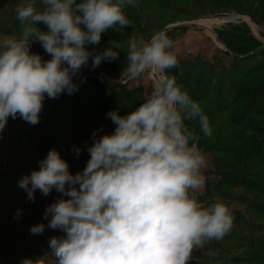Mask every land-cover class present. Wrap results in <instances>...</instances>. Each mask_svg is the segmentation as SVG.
I'll list each match as a JSON object with an SVG mask.
<instances>
[{"label":"clouds","instance_id":"1","mask_svg":"<svg viewBox=\"0 0 264 264\" xmlns=\"http://www.w3.org/2000/svg\"><path fill=\"white\" fill-rule=\"evenodd\" d=\"M136 3L39 0L38 7V0H26L18 5L20 35L0 39V133L9 117L38 125L45 98L78 92L90 60L93 69L117 60L119 51L112 47L89 46L100 45L102 34L117 26L131 25L124 9ZM33 43L51 58L32 53ZM172 47L164 31L147 41L136 36L128 41L121 74L129 80L152 74V91L126 115L117 109L107 113L116 127L99 137L102 129L93 132L82 172L71 174L68 162L51 149L39 170L18 182L32 202L37 190L62 194L44 212L48 227L64 234L49 240L54 264H189L195 249L232 231L231 206L220 199L204 205L193 195L205 185L207 160L186 121L197 122L205 137H211L212 127L200 102L168 74L179 67ZM74 150L79 155L81 150ZM44 230L43 223L30 228L33 235ZM21 264H43V259L24 258Z\"/></svg>","mask_w":264,"mask_h":264},{"label":"trees","instance_id":"2","mask_svg":"<svg viewBox=\"0 0 264 264\" xmlns=\"http://www.w3.org/2000/svg\"><path fill=\"white\" fill-rule=\"evenodd\" d=\"M3 2L4 0H0V6H7ZM16 2L19 3L18 5L22 4L20 0H12V4L9 6H14L8 7L14 11V14H16L15 9L18 6ZM186 10H194L198 14H202L195 16L196 19L215 14L225 17H249L250 20L247 18L245 20L254 30L258 29L259 34L264 38V0H137L136 6H126L124 11L131 23L129 27L132 30L127 31L117 26L115 30H109L102 34L101 43L98 45L105 48L109 46L122 47L121 50L116 49L119 51L117 60L102 62L98 66L101 72L85 76L86 82L80 85L79 91L75 94H61L58 99L46 97L38 125H30L19 117L16 119L9 117V121L13 125L20 124L27 129V132H24L22 136L9 132L6 147L7 156L4 161H0L1 231L11 226L7 223L25 225L14 217L18 210H21L22 214L28 215V206L30 207L35 201L49 199L54 203L62 196L55 190L48 196H44L37 190L35 192L37 194H34L35 201H29L23 192L17 191L21 190L20 187L15 184L13 187L9 181L12 171L13 174L18 175L17 167L12 159L21 158L24 160L27 158L26 160L32 162L31 170H39V161L45 159L51 149H56L61 158L68 162L71 174L82 172L90 159L87 147L93 144V132L102 129L97 133L99 137L113 133L116 127L107 117V113L117 109L120 115H126L140 106L148 97L142 86L130 87L127 83L112 82L100 73H105L107 76L121 74L127 66V47L132 36L140 34L136 37H143L147 41L154 35L149 33L152 31V20L161 19V12L178 15L184 14ZM14 14L12 17L18 22ZM227 21L229 20L209 19L198 24L205 26L206 29H212ZM167 26L165 25L163 28ZM184 30L185 26L175 27L166 34L170 35L177 31L184 32ZM214 34L217 40L230 51V54L224 52L230 58L227 66L220 64V60L216 58L210 62L196 56L191 60H179V67L168 73L176 77L177 82L183 85L194 100L200 102L212 127L211 137H205L200 132L197 122L186 121L187 126L194 129L199 136L198 148L211 154L212 179L211 182L206 181V187L203 194L199 195V199H209L211 202L220 199L235 203L242 205L248 212L253 211L264 217V207L263 210H259V204L256 206L254 200L249 199L247 195L248 190L254 194H261L264 191L263 189L261 191L262 187L258 186V183H264V178L256 173L259 167L264 168V139L260 138L261 141L252 140L245 133L246 130H255L261 137H264V106L260 108V105L264 104V46L252 34L250 28L240 21L225 24L220 29L214 30ZM211 36L213 35L211 34ZM112 48L114 49V47ZM75 82L80 83V80ZM253 116H258L261 124L251 129ZM23 142L29 143L31 149H27ZM74 149L81 150L79 155ZM74 155L78 156L74 159V162L78 159L75 163L77 166L73 165L74 163L71 164ZM253 160L257 162V165ZM250 180H255L257 183L254 184ZM226 188L242 189L244 193L233 198L224 192ZM64 198L67 199V197ZM229 206L232 207L231 204ZM5 217H7L6 220ZM234 221L239 225L241 233L252 227L246 216L240 211ZM28 222L27 225L36 223L32 216H29ZM249 232L251 231L247 233ZM231 236L232 239L235 234ZM14 237L18 238L19 236L15 235ZM247 237L251 238V235L248 234ZM3 238L4 236H1L0 233V243L6 241ZM226 238L223 240L228 242L229 247L226 245V252L223 253L224 242L221 241L223 245L222 243H220L221 246L216 245V247H220V251L218 254L215 253L214 258L228 259L229 256L224 258L223 255L220 258L221 254L227 256L229 250L236 249L242 244L239 235L236 242L240 243L237 246H232L231 240ZM18 240L15 239L14 242H18ZM213 242L215 241L209 242L207 247H214ZM248 243H251L250 239ZM39 245L46 247L47 243L41 239ZM3 248L17 259L16 264H21L23 258L29 254L27 251H11L8 245ZM30 249L33 250L31 247ZM254 249L264 252V243L256 242ZM229 260L233 261L234 259ZM236 262L245 263V261L236 260L233 263L236 264Z\"/></svg>","mask_w":264,"mask_h":264},{"label":"rangeland","instance_id":"3","mask_svg":"<svg viewBox=\"0 0 264 264\" xmlns=\"http://www.w3.org/2000/svg\"><path fill=\"white\" fill-rule=\"evenodd\" d=\"M22 3L23 0H20ZM4 4H6L7 6H0V39H2L4 36H11V35H16L19 36L20 32H21V24L18 21H15L12 17V15L14 14V11L12 9H9L8 7H12L9 6L12 4V0H4L3 2ZM16 4L18 5L19 3L16 2ZM184 5V4H183ZM182 5V6H183ZM7 7V8H5ZM189 9V8H188ZM162 15V18L158 20V18L153 19L152 24L155 25H151V32L152 34H155L157 32L160 31H164L165 28H167L170 25H177V24H181V23H190V22H195L197 23L198 26L200 27H191V26H185V30L184 32L181 31H177L175 33H171L170 35L168 34V37L173 41V47L170 49V51H172L174 53V55H176V57L178 58V60H191L193 58H195L196 56H199L202 59L208 60L210 62L213 61V59H219L220 60V64L227 66L230 62V58L227 57L224 52V48L222 47L221 44H219L216 40L215 37L211 36V34L213 35L212 32H214V30L220 29L222 26H224L225 24L228 23H236L238 21H240L241 23H245L251 30L252 34L260 41V42H264V38L259 34V30L255 28V30L250 26V24H248V22L245 20L246 18L248 20H250L249 17H240V16H231V17H225V16H218L217 14L215 15H208V16H202L201 18H194L197 15H202V14H198V12H195L194 10L191 11H187L184 14H173L171 12H161L160 13ZM16 15V14H14ZM209 19H226L229 20L227 22H225L222 25H218L216 27L208 28L206 29L205 26L203 25H199V22H203L205 20H209ZM168 25L167 27L163 28V26ZM41 28V30L46 31V26L40 24V26H38ZM155 28V29H154ZM125 29L128 30H132L131 27L126 26ZM124 29V30H125ZM140 34L134 35V36H139ZM139 38V37H138ZM110 47H114V50L118 49L121 50L122 47L119 46H110ZM118 47V48H117ZM92 48H99L101 51L103 49H105L104 46H89V49L91 50ZM107 48V47H106ZM117 50V51H118ZM30 51L34 54H39L41 55V57L44 60H48L51 57L45 53L44 49L42 48V46L39 43H33L31 46ZM101 72L100 68H95L93 69L91 67V60L89 61V65L87 67H84L82 69V73H81V77H85V76H90L92 74H96ZM101 75H103L104 78L107 79H111V81L113 82H123L124 84L127 83L130 87H137V86H142L147 95H149V92L151 93L152 91V85H153V75L152 74H146L142 79L139 80H129L127 75H123V74H118V75H108L105 73H100ZM264 106V104L260 105ZM206 114V113H205ZM253 120V125L252 128H254V126H260L259 124H261L260 122V118L258 116H253L251 118ZM248 125V124H247ZM10 128V129H9ZM259 128V127H256ZM247 132L246 135H249L248 137H250L252 140L257 139V140H263L264 137H261L258 132H255V130H246ZM9 132L14 133L17 136H22V134L24 132H27V129L20 125V124H12V122L9 121L7 122L6 128L4 129V131L2 133H0V161L1 160H5L6 156H7V151H6V147H7V143H8V137H9ZM261 134V133H260ZM260 140V141H261ZM264 141V140H263ZM24 146L27 147V149H31V145L29 143H24ZM261 144V142H260ZM202 151V150H201ZM205 156H206V160H207V166L205 168L202 169V174L205 176L206 181H210L211 182V173L213 170V166L210 164L211 163V154L210 152H206V151H202ZM78 158L77 155H74L73 158L71 159V164L77 166V161L78 159L74 162V159ZM27 159V158H26ZM26 159H21V158H14L12 159V162L14 163V165L17 167V173L18 175H16L15 173L13 174L12 171V175L9 176V181L12 184L13 187L14 184L16 186H18V182L26 175H30L31 174V165L32 162L31 160H26ZM253 162L255 163L256 161L253 160ZM257 165V162L255 163ZM253 172V171H252ZM257 174H259L260 176H262L264 178V168H260L258 169V171H256ZM251 181V180H250ZM251 182H253L254 184H256L257 182H255V180H252ZM252 184V185H254ZM259 187L264 190V183H258ZM19 187V186H18ZM206 187V182L204 185V188ZM255 187V185H254ZM21 190H17L19 193L23 192L24 195L27 196V192L20 188ZM201 192H196L193 195H195V197L197 198V200L204 205H207L209 203H212L211 200H201L199 199V195H202L204 192V189L199 190ZM13 192H16V190H13ZM224 192L227 193L230 197L235 198V196L237 197V195H242L244 193V190L242 189H231V188H226L224 189ZM202 193V194H201ZM23 194H21L23 196ZM37 194V193H34ZM247 195L249 197V199H253L254 204L256 203V206H258L259 204V210H263L264 207V191L261 192V194H254L251 191L248 190ZM246 197V196H245ZM226 204L228 205H232L233 207V215L236 216L238 211H240L244 216H246V218L248 219V221L251 223V228H247V230L243 233H241V230L238 228L239 225L235 223L234 221V227L232 229V231L225 237H227L226 239L231 240L232 242V246H237L238 243L240 242H236L237 236L239 235L241 238V246L237 247L236 249H231L229 250L228 255L226 256V254H221L220 258L224 256L228 257V259H222L221 260L219 258H214L215 253L218 254L220 251V247H216L217 246H221L220 243L224 242V247L222 246V252L225 253V249H226V245L229 247L228 242H225L224 240H221L223 242H219V241H215L213 242L214 247H207V244H205V246L203 248H199V249H195L192 253V259L190 260L189 264H234V260L236 261H245V263H238L236 262V264H264V252H262V250L259 249H254L256 246V242H263L264 243V217L263 215L261 216V214H256L253 211H246L244 210L245 208L242 205H237L235 203H230L227 201H224ZM53 202L49 199H42V200H37L35 201L30 207L28 206V215H25L24 213L21 214V216L19 217H15V219L17 221H19L21 223V221L25 224V225H14L11 223H7V225H11L5 228V230L1 231V236H4L3 239H6L5 242L0 243V264H16L17 263V259L14 258L9 252H6L4 250V246L8 245L9 249L11 251H27L29 252V254L25 257V258H30V259H37V258H42L43 259V264H54V260L53 258L50 256V254H46L47 252L50 251L49 249V240L51 237L53 236H63L64 234L62 232H60L59 230H52L48 227V220L44 219V212L46 210V207L51 205ZM245 213V214H244ZM29 216H32L35 219L34 224H29L27 225L29 222ZM8 217V216H7ZM5 217V220L6 218ZM13 217V216H12ZM43 223L45 225V230L43 232V234H39V235H33L30 232V228L32 226H36ZM248 231H251L249 233H247ZM235 234V237H233L231 239V235ZM250 234V237H247V235ZM15 235H18L19 237L16 238L14 237ZM237 235V236H236ZM229 237V238H228ZM15 239H19L18 242H14ZM43 239L45 241V243H47V245H45L46 247H41L39 245L40 240ZM250 239L251 243H248V240ZM238 240V239H237ZM254 246V248H252ZM30 247L33 249L31 250ZM46 248V249H45ZM221 252V253H222ZM223 255V256H222ZM21 259V258H20ZM24 259V258H23ZM229 259H234L233 261L229 260Z\"/></svg>","mask_w":264,"mask_h":264},{"label":"water","instance_id":"4","mask_svg":"<svg viewBox=\"0 0 264 264\" xmlns=\"http://www.w3.org/2000/svg\"><path fill=\"white\" fill-rule=\"evenodd\" d=\"M182 26L199 27L195 22L181 23V24H177V25H170V26H168L167 28L164 29V32L167 33V32H169L170 30H172V29L175 28V27H182ZM212 33H213V36L215 37V40H216L219 44H221V43L217 40V38H216L214 32H212ZM221 45H222V44H221ZM263 46H264V42H263ZM222 47L224 48L225 52H227V53L230 54V51H229L224 45H222Z\"/></svg>","mask_w":264,"mask_h":264},{"label":"crops","instance_id":"5","mask_svg":"<svg viewBox=\"0 0 264 264\" xmlns=\"http://www.w3.org/2000/svg\"><path fill=\"white\" fill-rule=\"evenodd\" d=\"M207 61H208V60H207ZM202 189H204V187H203ZM202 189H200V190H202ZM197 192H201V191L198 190ZM201 194H202V193H201Z\"/></svg>","mask_w":264,"mask_h":264},{"label":"built area","instance_id":"6","mask_svg":"<svg viewBox=\"0 0 264 264\" xmlns=\"http://www.w3.org/2000/svg\"><path fill=\"white\" fill-rule=\"evenodd\" d=\"M108 80H110L111 81V79H108ZM113 82V81H112ZM119 83H122V84H124L123 82H119Z\"/></svg>","mask_w":264,"mask_h":264},{"label":"bare ground","instance_id":"7","mask_svg":"<svg viewBox=\"0 0 264 264\" xmlns=\"http://www.w3.org/2000/svg\"><path fill=\"white\" fill-rule=\"evenodd\" d=\"M197 24V23H196ZM200 27V26H199Z\"/></svg>","mask_w":264,"mask_h":264}]
</instances>
